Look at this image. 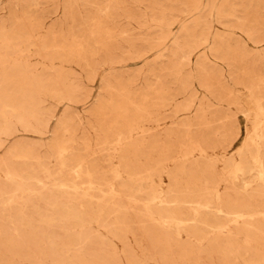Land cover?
<instances>
[{
	"label": "rangeland",
	"instance_id": "1",
	"mask_svg": "<svg viewBox=\"0 0 264 264\" xmlns=\"http://www.w3.org/2000/svg\"><path fill=\"white\" fill-rule=\"evenodd\" d=\"M0 264H264V0H0Z\"/></svg>",
	"mask_w": 264,
	"mask_h": 264
},
{
	"label": "bare ground",
	"instance_id": "2",
	"mask_svg": "<svg viewBox=\"0 0 264 264\" xmlns=\"http://www.w3.org/2000/svg\"><path fill=\"white\" fill-rule=\"evenodd\" d=\"M13 153V152H12ZM60 193V192H59ZM62 194V193H61ZM57 195V194H56ZM177 205V204H176ZM219 205V204H218ZM180 206V205H179ZM173 207V206H172ZM198 207V206H197ZM229 208H231V207H229ZM176 209V208H175ZM104 210V209H103ZM242 210V209H241ZM245 210V209H244ZM170 211V210H169ZM178 211V210H177ZM226 212H227V210H225ZM208 212V211H207ZM201 213H202V211H201ZM204 213V212H203ZM211 213V212H210ZM170 214V213H169ZM205 214V213H204ZM103 215V214H102ZM208 215V214H207ZM223 215V214H222ZM100 216V215H99ZM172 216V215H171ZM218 216V215H217ZM226 216V215H225ZM225 216H223V217H225ZM219 217V216H218ZM220 217H222L221 215H220ZM101 218V217H100ZM105 218V217H104ZM103 218V219H104ZM149 218V217H148ZM151 218V217H150ZM102 219V218H101ZM197 219V218H196ZM216 219H217V217H216ZM220 219V218H219ZM240 219V218H239ZM149 220V219H148ZM151 220V219H150ZM206 220V219H205ZM218 220V219H217ZM100 221V220H99ZM197 221V220H196ZM201 221V220H200ZM212 221V220H211ZM208 223H210L211 224V222L210 221H207ZM237 223V222H236ZM140 224V223H139ZM197 224H198V222L196 223V226H197ZM255 224V223H254ZM200 227V226H199ZM243 227V226H242ZM197 230H199V229H197ZM191 231V230H190ZM195 232V231H194ZM197 233V232H196ZM154 234V233H153ZM138 235V234H137ZM167 235V234H166ZM137 237V236H136ZM139 237V236H138ZM138 239V238H137ZM226 241V240H225ZM224 241V242H225ZM232 249V248H231ZM234 250V249H233ZM233 250H230V251H232L233 252ZM236 252V250L234 251V253ZM237 253H239V252H237ZM129 254V253H128ZM235 257V256H234Z\"/></svg>",
	"mask_w": 264,
	"mask_h": 264
}]
</instances>
